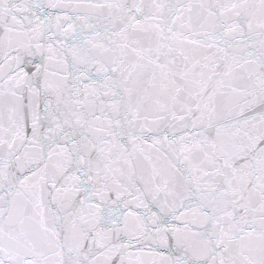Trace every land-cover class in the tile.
Returning <instances> with one entry per match:
<instances>
[{
    "label": "snow or ice",
    "instance_id": "1",
    "mask_svg": "<svg viewBox=\"0 0 264 264\" xmlns=\"http://www.w3.org/2000/svg\"><path fill=\"white\" fill-rule=\"evenodd\" d=\"M0 264H264V0H0Z\"/></svg>",
    "mask_w": 264,
    "mask_h": 264
}]
</instances>
